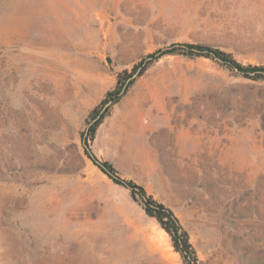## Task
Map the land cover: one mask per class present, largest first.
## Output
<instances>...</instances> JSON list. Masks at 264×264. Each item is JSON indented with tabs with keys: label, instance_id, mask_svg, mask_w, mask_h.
I'll return each instance as SVG.
<instances>
[{
	"label": "rangeland",
	"instance_id": "374dc122",
	"mask_svg": "<svg viewBox=\"0 0 264 264\" xmlns=\"http://www.w3.org/2000/svg\"><path fill=\"white\" fill-rule=\"evenodd\" d=\"M174 44L264 68V0H0V264H185L127 182L264 264V73Z\"/></svg>",
	"mask_w": 264,
	"mask_h": 264
},
{
	"label": "trees",
	"instance_id": "16d2710c",
	"mask_svg": "<svg viewBox=\"0 0 264 264\" xmlns=\"http://www.w3.org/2000/svg\"><path fill=\"white\" fill-rule=\"evenodd\" d=\"M182 46L183 47H177L167 50L166 53H172L181 50L189 55H203L206 57L217 59L222 64L227 65L228 67L235 69L238 73H242L244 75H247L248 73H254L256 76H259L264 73V68L262 67H244L237 63L235 60H233L230 55L208 46L193 44H184ZM154 58H156V54L148 56V59L150 60H153ZM129 78H132V76H129ZM127 87L128 85H123L122 87H118L117 89L108 92L106 96L108 98V103H116L124 94ZM104 101H106V99ZM99 165L102 171H104L115 182L124 183L121 182L117 176H115L116 172L110 164L104 162ZM124 184L131 189L133 197H138L140 199L146 215L151 218H154L160 225V227L163 228L171 236L173 247L178 253H180L185 264H196L195 258L193 256L192 247L188 242L187 233L182 229V227L178 223V220L173 215L172 211L165 207L163 204L157 203L155 200L152 199V197L148 196L141 186L135 185L132 182H127Z\"/></svg>",
	"mask_w": 264,
	"mask_h": 264
},
{
	"label": "water",
	"instance_id": "95a60500",
	"mask_svg": "<svg viewBox=\"0 0 264 264\" xmlns=\"http://www.w3.org/2000/svg\"><path fill=\"white\" fill-rule=\"evenodd\" d=\"M177 47H183L182 45H178V44H174V45H172V46H170V47H168V48H166L165 50L167 51V50H170V49H172V48H177ZM162 51H159V53L158 54H160ZM133 77V76H132ZM109 103H107L105 106H107Z\"/></svg>",
	"mask_w": 264,
	"mask_h": 264
},
{
	"label": "bare ground",
	"instance_id": "6f19581e",
	"mask_svg": "<svg viewBox=\"0 0 264 264\" xmlns=\"http://www.w3.org/2000/svg\"><path fill=\"white\" fill-rule=\"evenodd\" d=\"M158 236V235H157Z\"/></svg>",
	"mask_w": 264,
	"mask_h": 264
}]
</instances>
